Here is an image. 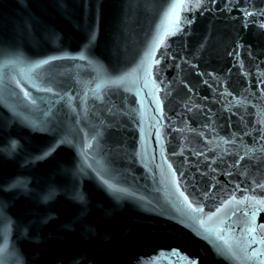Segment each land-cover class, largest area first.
<instances>
[{
	"label": "water",
	"instance_id": "1",
	"mask_svg": "<svg viewBox=\"0 0 264 264\" xmlns=\"http://www.w3.org/2000/svg\"><path fill=\"white\" fill-rule=\"evenodd\" d=\"M173 2L0 0V264L264 262V0Z\"/></svg>",
	"mask_w": 264,
	"mask_h": 264
},
{
	"label": "snow or ice",
	"instance_id": "2",
	"mask_svg": "<svg viewBox=\"0 0 264 264\" xmlns=\"http://www.w3.org/2000/svg\"><path fill=\"white\" fill-rule=\"evenodd\" d=\"M202 0H195V4H200ZM193 6V0H174V2L171 5V16L173 18L174 28L176 31H178L181 28L182 19L180 13L182 11L188 10ZM246 15H253L250 12H246ZM261 28H264V24L260 25ZM27 93H25V96L27 97ZM12 149L16 148V143L12 142L11 145ZM89 148H91V145H89ZM257 206H259L262 210H264V201H258ZM256 209L253 208L251 212L252 221L248 227V233L249 235H252L253 233H256L257 228L255 225V218H256ZM245 215H248V213H245ZM261 229H264V224L259 225ZM253 239L255 240V236H253ZM264 242V240L260 241ZM264 264V262H262Z\"/></svg>",
	"mask_w": 264,
	"mask_h": 264
},
{
	"label": "clouds",
	"instance_id": "3",
	"mask_svg": "<svg viewBox=\"0 0 264 264\" xmlns=\"http://www.w3.org/2000/svg\"><path fill=\"white\" fill-rule=\"evenodd\" d=\"M13 142L17 143L16 141H13ZM12 186H15V181L11 182L10 187Z\"/></svg>",
	"mask_w": 264,
	"mask_h": 264
}]
</instances>
